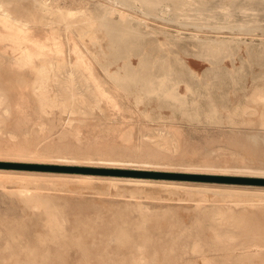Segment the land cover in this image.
<instances>
[{
	"label": "rangeland",
	"instance_id": "374dc122",
	"mask_svg": "<svg viewBox=\"0 0 264 264\" xmlns=\"http://www.w3.org/2000/svg\"><path fill=\"white\" fill-rule=\"evenodd\" d=\"M4 1L10 2V8L16 15L25 14L27 11L34 12L32 0ZM55 1L63 5L66 0ZM172 1L174 5L175 2L177 5L181 3L176 9L182 12L178 11V15L184 16L187 13V21L185 19L179 22L183 19L180 15L171 23H165L158 18H145L140 12L135 14L122 7L119 1L114 3L112 0H67L65 3L74 9L87 10L90 15L96 17L103 13L99 11V8L102 10L99 4L130 13L131 18H138L136 23L147 26L145 28L157 39L169 42L163 45L162 52L157 50L155 43L147 44L144 48L147 51L151 49L150 53H155L153 56L165 53L163 56L170 55L168 59H174L176 56L184 58V49L190 50L188 55L195 54L193 51H198L195 46L202 39H236L227 44L228 48L218 49L211 55L218 62L214 67L225 66L232 70L235 66L240 68L238 71L241 70V76L236 71L234 75L237 73V77L234 81L227 77L226 84L221 85L215 84L219 79L214 73L215 79L212 74L208 75L211 79H208V76H204V79L201 77V81H205L202 87H196L197 84L192 88L203 90L205 87L204 92L200 93L206 97L195 94L193 102L201 108L195 110L197 113L189 111L192 115H198L195 116L199 117L196 120L194 116L193 119L192 116L188 118L185 115L187 120L178 109L167 108L169 103L165 101V106L164 100L155 96L153 99V95H143L133 89L125 93L122 89L115 90L111 86V91L117 95L118 107L105 100L100 103L101 110H89L88 105L84 103L78 113L70 116L72 121L68 123L69 114L63 112L59 102L41 109L40 102L36 99L40 91L35 93L32 90L37 78L34 71L28 68L23 71H7L4 64L0 66V254H7L8 249L16 250L18 243H34L50 233L45 220L46 206L33 207L35 196H39L42 201H48L47 206L63 217L62 228L67 234L66 243L70 258L79 255L80 251L76 250L82 247L93 254L90 258L93 262H99L94 264H134L132 254L136 255V249L139 247L145 258L143 264H176L170 258L181 251L186 252V258L199 263L200 260L190 253L195 241L205 245L204 249L210 257L220 260L223 251L214 249H222L223 246L214 244L212 237L214 231L222 232L226 229H232L230 231L237 236V240L233 242L235 245L246 240L248 236L244 233L261 234L260 239L263 240L257 241L264 244V185L248 182L264 179V126L259 121L264 107L252 102L248 97L254 88L264 89V45L262 47L260 44L264 43V8L258 6L257 1L260 0H253L254 3L251 0H235L239 3L236 5L235 2L234 5L231 3L232 0H211L212 4L210 0H194L195 3L193 0ZM213 2L219 6H215ZM185 4L188 5L187 8ZM250 5L252 9L249 8ZM192 6L199 7L192 10ZM256 7L259 14L258 10H255ZM187 9L188 12L185 11ZM209 10L220 13L216 12L215 15L212 12V15H215H210L214 18L212 19L209 17ZM244 11L250 15H244ZM252 12L257 13L252 15ZM189 13L191 19L196 14L200 16L204 13L205 17L200 16L204 23L205 18L210 19L203 24L202 21L199 22L198 17V21L192 19L195 20L193 23L190 19L189 24ZM221 13L225 16L222 17ZM243 15L253 28L244 22ZM216 16H219V21ZM233 16H236L235 19L239 23L231 22ZM254 16L257 19L259 17L258 21ZM160 17L166 18L167 14L160 13ZM250 17L255 18L257 24L261 23L258 24L259 27L255 20L250 22ZM240 21L246 24L240 27L244 28L243 31L241 29L244 33L239 32L240 28L238 30V27H234L235 24H242ZM134 22L133 24L137 25ZM177 22L183 23L182 26ZM98 24L96 20L99 43L92 46L95 42H90L89 38L84 40L97 55L101 51L104 53L98 55L99 63L90 58L91 62L95 63L97 73L101 74L99 64L112 60V70L118 66L122 67L121 64L127 59L137 65L138 60L132 56V51H129V54L122 53V56H127L120 57L121 60L112 59L110 52L112 55L113 50L108 49L109 37L107 38L105 30ZM196 25L200 27H195ZM210 26L214 28L213 31ZM216 26L221 28L216 29ZM48 31L47 28L38 27L42 37L48 35ZM168 36L174 40L170 41ZM10 49L9 42L0 43V56L4 62L13 56ZM193 54L190 59L196 64L197 60ZM215 54L217 55L214 58ZM218 55L221 58H218ZM246 59L248 63L251 60V64L246 63ZM207 67L210 65L205 62L198 71L202 73ZM257 73L263 77L256 76ZM55 75L58 73L51 72L48 76L50 79L45 83L49 90L45 92L47 96L60 94L57 92L60 88L53 79ZM101 76L105 78L103 73ZM18 78L23 79L22 86L18 83ZM208 80H212L219 89L213 87L211 90ZM85 85V81L77 82L78 88ZM179 90L181 93L186 92L182 84ZM221 92L227 96L221 98ZM86 94L89 95V92ZM136 97L140 99L134 103ZM209 97L212 98L213 104L217 105V109L212 112H217L220 119L200 118L204 115L206 117L208 113L209 105L205 104H208ZM238 103L250 106L253 112L246 114L238 110L234 116ZM229 115L233 116L234 122L229 121ZM196 121L201 122L198 124ZM144 173L163 176L142 175ZM215 178L234 179L236 182H217ZM135 181L137 183H134ZM139 204L148 210H140L137 208ZM214 207L230 211L232 214L228 215V222L246 224V231L233 229L232 226H221L218 217L210 213ZM251 227L254 230H251ZM121 240H130L131 244H121ZM76 242L81 244L75 245ZM262 257L264 259V249ZM5 262L4 264H11L12 261ZM259 262L260 259L255 258L244 259L242 263Z\"/></svg>",
	"mask_w": 264,
	"mask_h": 264
},
{
	"label": "bare ground",
	"instance_id": "6f19581e",
	"mask_svg": "<svg viewBox=\"0 0 264 264\" xmlns=\"http://www.w3.org/2000/svg\"><path fill=\"white\" fill-rule=\"evenodd\" d=\"M68 1H70V0H68ZM109 1H111V0H109ZM112 1L114 3H116V1L117 2L119 1L123 5L122 7H126L129 11L135 12V14L137 12H140L141 15L144 16L145 18L146 17H148L150 19L153 18L154 20L156 18H158V19L164 21L165 23H167V22L171 23L172 20H176L177 18H179V15L182 16L181 14L178 15L179 10L176 9L177 6L180 5L181 3L180 4L178 3V5H177V2H175L176 5H174L173 4L174 2L172 0H112ZM197 1H199V0H197ZM251 1H253V0H251ZM255 1H253V3ZM261 1L262 0H260V2L257 1L259 4L258 6L261 5L260 7L264 8V3H261ZM32 2H33L34 12L27 11V13H25V14H20V15L17 14L16 15V14H14L13 10L10 8V5H9L10 2L9 1L0 0V43L1 42H9L10 46H11L10 50H12V54H13V56L11 58H8L7 61H5V62L3 61L2 56H0V66H3L2 64H4L6 66V67H4V69H6L7 71H13V70L23 71V70H26L27 68L34 71L37 75V78L35 80L36 85L32 86V90L35 93L40 91V93L37 94L36 99L40 102L41 109H43L45 106H54L55 102H59L58 105L64 109L63 112H67L69 114V119L67 121L68 123H70V121H72L70 119V116L78 113L81 110V107H82V105H84V103H86L85 105H88L89 110L90 109L92 110L93 108H97V109L101 110L100 103L102 101H105V100L109 103H112V105L114 107H118L117 98H116L117 95H114V92L111 91V86L115 90L122 89L125 93L128 91L130 92V90L133 89L135 92H140L142 94L144 93L147 96L153 95V99H155V97H156L157 99L159 98V99L164 100V102L166 101L167 103H169V106L167 108L172 107V109L173 108L178 109L179 110L178 112H181L183 116H185V115L187 117L192 116V118L194 119V117L198 116V115H195V114L192 115L191 114L192 112L190 113L189 111L190 110L195 111L200 107L196 102H193V100H195L194 99L195 94H197L200 97H203V96H201L200 92H204L203 90L205 89V87L203 88V90L201 89L202 91L199 89H197V90L193 89L192 87L194 85H197V84H198V86H196V87H199V88L202 87V84H204L205 81L202 82L201 77L204 79V76L207 77L210 74H212V77H214V75H213V73H214L215 76L217 75L216 77H218V79H219V81H217V83H215L216 81L214 80V83L221 85V84H226L225 82L227 80L226 79L227 77L230 79H233V81H234V78L237 77V73H239L241 71V70L238 71L240 68H237L233 65L232 66L234 68L232 70H230L229 68H227L225 66H220L218 68L214 67L215 64H218V62L215 61L212 57L213 55H211L212 53H216V50H218V49L219 50H221L223 48L226 49L227 44H229L231 41L234 42V40H236L234 38L233 39H218L215 37L216 39L215 38L205 39V40L202 39V41L199 40L201 42L195 46L198 48V51H196V52H195V50L193 51L195 54L191 53V55H188L189 54L188 52H190V50H188V48H185L184 49V53H185L184 58L176 56V57H174V59H171L172 57H170V59H168L170 55L169 56H163V55H166L165 53H163V55L161 54V56H159L160 54L157 56H153L155 53L151 54L150 53L151 49L147 51L144 47H146L147 44H152L151 42H153L157 46V50L161 51L162 47H164L163 45L165 43H169V42L168 41L162 42L159 39H157L156 36L152 32H150L146 29L147 26H145L146 27L145 28L144 26L140 25L139 23H136L138 18H131L130 13H126L124 10L118 11V10L114 9L112 6H107V5L104 6L103 4H99V6L102 8V10H100V8H99V11H103V13L96 17V15H90L89 12H87V10L79 9V8H77V9L71 8L68 4L65 3V2H67V0L64 2L63 5L57 3V1H55V0H32ZM171 2H172V4H171ZM234 2H235V0H232L231 3L234 5ZM190 3H191V1H190ZM193 3H195L194 0H193ZM197 3H199V2H197ZM213 3L215 4V2H213ZM211 4H212V1H211ZM228 4H229V2H228ZM236 4H239V3L235 2V5ZM216 5L217 4H215V6ZM185 6H186V4H185ZM187 6H186V8H187ZM195 6H196V4H195ZM217 6H219V5H217ZM178 7H180V6H178ZM197 7H199V6H197ZM197 7H193L192 10H195L194 8L197 9ZM230 7H231V4H230ZM237 7H239V6L237 5ZM246 8H248V7H246ZM249 8L252 9L251 5L249 6ZM239 9L242 10V8H240V7H239ZM190 10H191V8H190ZM190 10H189V12H190ZM192 10H191V12H192ZM255 10H258V8ZM185 11L188 12V9ZM209 11H211V12H209V17H210V15L214 17L216 15L215 13L218 12L216 10H215L216 11L215 13L213 12L214 10L213 11L209 10ZM263 11H264V9H263ZM205 12H207V11H205ZM212 12L215 15H212L213 14ZM246 12H248V10ZM257 12L259 14V10ZM160 13L167 14V17L161 18ZM180 13H182V12H180ZM190 13L188 14L189 24L193 23V21H195V20L198 21L199 18H200V20H199V22H200L203 20V19H201V17H205V16H203L204 13L200 15L201 17L196 14L194 17H192V19H195V20H192L191 17L189 18V15H191ZM218 13H220V12H218ZM243 13H244V15L248 14V13L245 14V11ZM249 13H251V10L249 11ZM256 13L252 12V15L253 14L256 15ZM185 14H187V13H185ZM185 14H184V16H182L183 19L179 22H183V20H185V19L187 21V18H186L187 16ZM242 14H240V15H242ZM141 15H139V16H141ZM192 15H193V13H192ZM244 15H243V19L245 17ZM249 15L250 14H248V16ZM262 15H263V13H262ZM196 16H197V18H195ZM207 16H208V14H207ZM224 16L225 15H223L222 17H224ZM260 16H261V14L259 15V17ZM209 17L205 18L204 20L207 21V19H210V18L214 19L213 17H210V18ZM218 17L216 16L217 20L219 19ZM254 17H256V16H254ZM259 17H258V19H259ZM263 17H264V15H263ZM235 18H236V16H235ZM235 18L233 16V20H231V22H233V21L237 22L238 20H236ZM133 19H135V20H133ZM231 19H232V16H231ZM256 19H257V17H256ZM256 19L255 18L251 19V17H250V22L253 20L256 21ZM258 19H257V21H258ZM96 20L99 22L98 25L105 30L107 38L109 37L108 40L110 42V46H108V49H110L111 51L112 50L114 51V52L112 51V55L110 52V56L112 57V59L115 58L118 61V58L120 59V57L122 58L123 56L126 55L125 54L122 56V53L123 54L124 53L129 54L128 52L132 51L133 54L132 53H130V54H132V56L137 58V60H138L137 65H134V63L130 59H127V60H125L126 62L124 64H121V66L123 65L122 67L118 66L115 68V70H112L110 68V66L113 64L112 63L113 60H112L111 62H106L105 64H99L101 74L103 73V75L106 79L103 78L99 72L97 73V71L94 67L95 63L93 64L91 62L90 58L94 59L95 61L97 60V62L99 63L98 55L103 53L101 51L102 47L100 46V49H99L101 51V53H99L97 55L95 53V51H93V49L88 47L84 41L85 38H89L90 42H92V43L95 42L94 44L91 43L92 46L96 45V43H99L100 38L97 36V31H96L98 28L95 27ZM133 21H135L134 23H136L137 25H134ZM190 21H191V23H190ZM206 21H205V23L202 21L203 24H206ZM242 21H240V22L242 23ZM245 21L247 24H249L247 17H245L244 22ZM257 21H256V24H257ZM172 22H174V21H172ZM222 22H224V21L222 20ZM229 22L230 21H228V24H229ZM244 22L242 24H238V25H236L235 22L233 24H235L234 27H236V28L238 27V30H239L240 27H244V25H246ZM187 23L188 22H186L185 24H187ZM237 23H239V21ZM182 24H179L180 27L182 26ZM189 24H187V25L189 26ZM258 24H261V23L259 22ZM229 25H228V27H229ZM249 25H251V24H249ZM39 26H42L43 28H47L49 30L48 35H46L45 37H42L40 35V33L38 32ZM197 26L200 27L199 25H196L195 27H197ZM251 26L253 28V25H251ZM254 26H255V22H254ZM219 27L216 26V29ZM232 27L233 26L231 25V28ZM258 27H259V25H258ZM201 28H202V26H201ZM204 28H206V26H204ZM212 28L213 27H211L210 29H212ZM198 29H200V28H198ZM233 29H235V28H233ZM241 29L242 28H240L239 32H242L244 28L242 29V31H241ZM213 30H214V28L212 29V31ZM249 30L252 31L250 28H249ZM216 31H219V30H216ZM242 33H244V32H242ZM165 37L167 38V36H165ZM168 38H169V36H168ZM182 39L184 40V38H182ZM171 40L172 39H170V41ZM48 41H50V43H48ZM245 42H247V41H245ZM175 44H176V42H175ZM254 44L257 46L256 43H254ZM260 44H261V46L264 45L263 42H260ZM80 45L82 46V48ZM167 45H169V44H167ZM246 47H247V45H246ZM234 48L235 47H233V49ZM167 49L168 48H166L165 50H167ZM230 49L231 48H229V50ZM227 51H228V49H227ZM243 52L245 53V50ZM218 53H220V51ZM222 53L224 54L223 50H222ZM230 53L232 54L233 52H230ZM230 53H227V54H230ZM119 54H121V56H119ZM192 54L195 57V59L197 60L196 64L193 61H191L192 58L190 59V56H192ZM71 55H74V57L72 58ZM216 55L217 54L214 55V58L216 57ZM186 56H188V57H186ZM206 56L209 58H207ZM218 58H221V57H219V55H218ZM235 58H237V57L235 56ZM259 58L261 60V56H259ZM102 61H104V60H102ZM229 61H231V59H229ZM243 61H240V62L242 63ZM249 61H250V63H248L247 59H246V63L251 64V60H249ZM205 62L209 63L210 67L205 68V70H203V72L201 73L198 70L200 69V67H202V65H204ZM258 63H260V62H258ZM258 63H257V65H258ZM244 64H245V61H244ZM240 65L243 66V64H240ZM245 66H246V64H245ZM99 68H97V69L99 70ZM230 68H231V65H230ZM174 69H175V71H174ZM236 71H238V72L236 73V76H235L234 73ZM51 72L58 73V75H55V78H53V79H54V82L57 84V86L60 88L57 90V92L59 91L60 94L54 95V96H47L45 92H47L49 90L47 89L48 85H45V83L48 82V80L50 79V78H48V76ZM258 74L259 73H257L256 76ZM239 75L241 76L240 73H239ZM263 75H264V73H263ZM258 76H260V75H258ZM260 77H263V76H260ZM208 79H211V78L208 76ZM214 79H215V77H214ZM239 80H241V79H239ZM17 81L21 86L23 85L24 81L22 78H18ZM78 81H85L86 85L83 86V88H78L77 87ZM211 81L212 80H210V82ZM208 82H209V80H208ZM210 82H209V85L211 87V90L213 89V87H215L217 89V86L212 83L213 81L211 82L213 85L210 84ZM238 82H236V83H238ZM181 84L184 85V87H185V90H186L185 93H181V91L179 90V86ZM232 85L235 86V84H232ZM237 85H240V84H237ZM243 85H244V82H243ZM206 86H207V84H206ZM207 88L208 87H206V89ZM233 88L235 89V87H233ZM134 91H132V92H134ZM86 92H89V95H87ZM208 92L210 93L209 90H208ZM211 95H213V94L211 93ZM224 95H226V94L225 93L223 94L221 92L220 97L223 98ZM215 96H216V94H215ZM204 97H206V96H204ZM213 97H214V95L212 96V98ZM248 97H249V100H251L252 102H255L257 104L259 103L264 107V89L254 88ZM212 98L209 97L208 104H205V105H209L208 109L206 108L208 110V113L206 114V117H205V115L200 117V118H202V120L204 118H206V119L208 118L207 120H210V119L212 120V118H213L215 120L216 117H217V119H220L219 118L220 116L218 115L217 112H215V113L212 112V110L217 109V105L213 104ZM216 98H217V96H216ZM138 99H140V98L136 97V99H134L133 102L135 100L138 101ZM166 102L164 103L165 106L167 104ZM239 105L237 106V104H236L237 107H235V109H234L235 110L234 116L236 115V111H238V110H240L246 114H251L253 112V109L250 106L241 105V104H239ZM160 106L164 107L163 105H160ZM158 108H159V105H158ZM234 110H231V111H234ZM198 112H199V110H198ZM175 113H177V111H175ZM178 114H180V113H178ZM230 114H231V112H230ZM153 117H155V116H153ZM229 117L231 119L229 121L234 122V120L232 118L233 116L229 115ZM188 118H187V120H188ZM198 118L199 117H195V120ZM223 118L225 119V117H223ZM156 119L158 120V118H156ZM167 119H168V116H167ZM227 119H229V118L227 117ZM207 120H205V121H207ZM190 121H191V119H190ZM259 121H260V124L262 126H264V111L261 112ZM208 122L209 121H207V123ZM196 123H198V122L196 121ZM225 123H226V121H225ZM214 125H215V122H214ZM227 125H228V123H227ZM134 183H137V182L135 181ZM258 190H263V189H258ZM32 202H33V207H35V208H39L40 206H43V207L46 206V207H44L45 208V216H46L45 220H46V224H47V227H48L50 233L47 236H45L44 238L42 237V238H40V240H36V242H34V243H28V244H24V245L23 244L20 245L18 243L16 250L15 249L14 250L8 249V252H6L7 254H0V262H3V264H4V263H6L5 261L8 262L11 260L12 261L11 264H94V263H99V262H93L90 259L93 254L92 253L90 254V252H88L86 248H82V247H78L77 248L78 250H76L77 252L80 251L79 255H75V256H72L70 258L71 255H69V248H68L67 243H66L67 242V239H66L67 234H65L63 232V228H62L63 217L60 214H58L53 208L48 207L47 206L48 201L40 200L39 196H35ZM137 208H139L140 210H143V211L148 210L147 207L140 205V204L137 205ZM210 213H211V215L218 217V220L220 221L221 226H226V227L232 226L233 229L246 231V227H245L246 224H243L241 222H238V223H233V222L229 223L228 222V220H227L229 217L228 215L232 214V213H230V211L224 210L221 207H214L213 209L210 210ZM250 229L254 230L252 227ZM230 230H232V229H226L222 232L214 231V234L212 237V242L214 244L223 246L222 249L221 248L220 249H214L215 251L216 250L223 251V253L220 256V260H216L215 258L210 257L209 254L207 253L208 251H206L204 249L205 245L198 242V241H195L192 244L190 253L194 257H196L200 260L199 263H197V261L194 259L186 258V252H184V251L179 252V254H175L170 259H173V261L176 262V264H243L242 262L244 259H255V258H257V259H260L259 264H264V259L262 257L264 244H261L257 241L258 239H260V237L262 235L258 234V233H251V234L244 233L246 236H248L246 238V240L241 241L235 245L233 242L237 240V238H236L237 236L235 234H233ZM260 240H263V239L261 238ZM120 243L121 244H131V241L130 240H121ZM79 244H81V243H79V242L75 243V245H79ZM7 248H9V247H7ZM7 248H5V250ZM136 250H137L136 255L132 254V256H133L132 262L134 264H143V261L145 258L143 257L142 250L140 249V247L137 248ZM69 259L70 260L72 259V261H70ZM103 263L106 264L107 262H103Z\"/></svg>",
	"mask_w": 264,
	"mask_h": 264
},
{
	"label": "water",
	"instance_id": "95a60500",
	"mask_svg": "<svg viewBox=\"0 0 264 264\" xmlns=\"http://www.w3.org/2000/svg\"><path fill=\"white\" fill-rule=\"evenodd\" d=\"M142 175H145V176H149V175H151V176H155V177L163 176V175H157V174L152 175V174H146V173H144V174H142ZM215 180H216L217 182H226V183L236 182V180H234V179H226V178H215ZM248 182L251 183V184L264 185V179L251 180V181H248Z\"/></svg>",
	"mask_w": 264,
	"mask_h": 264
}]
</instances>
